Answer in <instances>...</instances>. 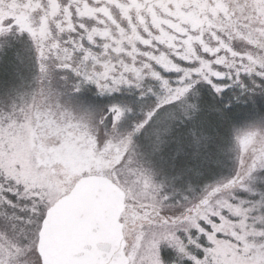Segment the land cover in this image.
Masks as SVG:
<instances>
[{"label":"snow or ice","instance_id":"snow-or-ice-1","mask_svg":"<svg viewBox=\"0 0 264 264\" xmlns=\"http://www.w3.org/2000/svg\"><path fill=\"white\" fill-rule=\"evenodd\" d=\"M0 264H264V0H0Z\"/></svg>","mask_w":264,"mask_h":264}]
</instances>
